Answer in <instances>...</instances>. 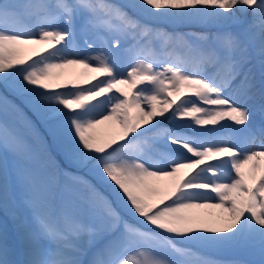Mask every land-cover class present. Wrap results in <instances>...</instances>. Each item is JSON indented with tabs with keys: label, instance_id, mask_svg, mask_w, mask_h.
<instances>
[{
	"label": "snow or ice",
	"instance_id": "6c2138e0",
	"mask_svg": "<svg viewBox=\"0 0 264 264\" xmlns=\"http://www.w3.org/2000/svg\"><path fill=\"white\" fill-rule=\"evenodd\" d=\"M0 85V264H264V0H0Z\"/></svg>",
	"mask_w": 264,
	"mask_h": 264
},
{
	"label": "rangeland",
	"instance_id": "374dc122",
	"mask_svg": "<svg viewBox=\"0 0 264 264\" xmlns=\"http://www.w3.org/2000/svg\"><path fill=\"white\" fill-rule=\"evenodd\" d=\"M180 30L181 31H183V30H186V31H202L203 30V28H202V26H192V27H187V26H181V28H180ZM169 31H171V29H169ZM43 46H40V45H30V46H27L26 47V49H25V52H26V54H31L34 50H40L41 48H42ZM33 58H35V57H33ZM75 68V70L77 71V73H76V71L75 72H72V70ZM78 69V70H77ZM72 72V73H71ZM71 72L69 73V74H65V77L66 78H72V79H77V78H81V76H82V74H84L85 73V70L84 69H82V68H79V67H73L72 69H71ZM92 75H96L95 73H88V76L90 77V76H92ZM101 79L103 78V77H100ZM95 81H93V83H94ZM1 87H2V85H0ZM122 87H124L125 88V90H127V91H129L130 92V94L132 93V92H134L135 90L134 89H131L128 85H124V86H122ZM185 95H190L189 93H185ZM0 96H5L4 95V89H3V87L2 88H0ZM181 98H183V97H181ZM194 98V97H193ZM9 100V99H8ZM16 101H14V99H12V100H10L11 102H13V103H15L16 105H18L32 120H36V118H35V116L32 114V113H30L29 111H27L25 108H23L22 106H20L19 104H17V102H22V100L19 98V97H17L16 99H15ZM226 122H228L227 121V119H225V120H222V121H220V123H226ZM36 124H37V128L41 131V133H43V131L40 129V127H39V123L38 122H35ZM105 126V127H104ZM104 126H100V128L98 129V131H99V133L101 134V135H107L108 133H111V132H114V131H116V129L114 128V127H112L110 124H106V125H104ZM168 126H170V125H168ZM219 125H217V127H218ZM55 154V153H54ZM65 166H67V165H65ZM67 167H70V166H67ZM70 168H72V167H70ZM74 169V168H73ZM76 172H77V170L76 169H74ZM77 174H79V175H84V173L83 172H77ZM86 178H91L90 176L89 177H86ZM200 211H203V212H205V213H211V212H218L219 210H212V209H207V210H200ZM2 213H0V218H2ZM229 255H231V254H225V256H220V258H228L229 257Z\"/></svg>",
	"mask_w": 264,
	"mask_h": 264
},
{
	"label": "trees",
	"instance_id": "16d2710c",
	"mask_svg": "<svg viewBox=\"0 0 264 264\" xmlns=\"http://www.w3.org/2000/svg\"><path fill=\"white\" fill-rule=\"evenodd\" d=\"M3 87V86H2ZM1 86H0V88H2ZM3 89H4V95L7 97V99H9V101L10 100H12V99H14V101H16L15 99L17 98V96H15L12 92H10V91H8V90H6L4 87H3ZM17 104H19L20 106H22L23 108H25L27 111H29L30 113H32L31 111H30V109H28L24 104H23V102H17ZM33 114V113H32ZM34 115V114H33ZM35 116V115H34ZM36 118V117H35ZM34 122H38L39 123V121H38V119L36 118V120H33ZM39 127H40V129L44 132L45 130H44V128H43V126L39 123ZM67 167V166H66ZM68 170L69 171H71V172H76L73 168H70V167H68ZM87 179H92V178H87Z\"/></svg>",
	"mask_w": 264,
	"mask_h": 264
},
{
	"label": "bare ground",
	"instance_id": "6f19581e",
	"mask_svg": "<svg viewBox=\"0 0 264 264\" xmlns=\"http://www.w3.org/2000/svg\"><path fill=\"white\" fill-rule=\"evenodd\" d=\"M73 67H75V66H73ZM73 67H69V68H67V69H64V70H62L63 72H64V74H69L70 72H71V69L73 68ZM78 70V69H77ZM76 70H75V68L72 70V72H75ZM71 72V73H72ZM76 73H77V71H76ZM110 124V123H109ZM111 125V124H110ZM102 126H104V125H102ZM112 126V125H111ZM105 127V126H104ZM113 127V126H112ZM205 210H207V209H205Z\"/></svg>",
	"mask_w": 264,
	"mask_h": 264
}]
</instances>
